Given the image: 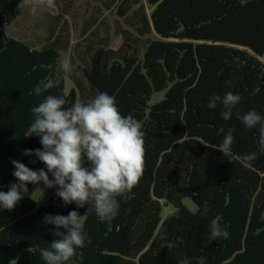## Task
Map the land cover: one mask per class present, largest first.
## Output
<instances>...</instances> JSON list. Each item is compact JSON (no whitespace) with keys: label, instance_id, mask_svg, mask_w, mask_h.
I'll use <instances>...</instances> for the list:
<instances>
[{"label":"trees","instance_id":"1","mask_svg":"<svg viewBox=\"0 0 264 264\" xmlns=\"http://www.w3.org/2000/svg\"><path fill=\"white\" fill-rule=\"evenodd\" d=\"M24 0H0V191L16 183L11 160L33 170L44 169L25 149L42 150L38 136L23 134L33 122L31 108L47 95L63 96L66 107L86 103L85 89L113 96L121 115H133L144 132V171L130 193L117 197L119 214L102 221L94 207L64 204L49 189V203L37 207L28 193L14 210H0V264H45L38 247L50 246L55 225L46 214L83 216L90 238L68 264H179L206 258L205 264H264V151L259 125L249 129L235 116L225 121L223 105L207 107L213 95L239 94L241 115L256 110L264 116V0H144L133 23L139 36L154 32L141 54L137 37L121 29L116 49L86 47L90 61L80 77H70L74 89L65 92L58 72L62 38L39 49L10 38L6 26ZM102 10L124 17L141 0H93ZM96 13V16H98ZM41 64L52 65L42 69ZM77 71L78 68H77ZM42 79L60 84L37 96ZM76 90L79 93L77 99ZM155 93H163L151 102ZM223 127L225 133H218ZM233 128L231 152L219 145ZM255 152L257 158L244 157ZM189 198L194 212L182 205ZM209 211L202 214L204 202ZM161 202L173 213L161 221ZM219 215L227 235L210 240V223ZM171 244L173 247L169 248Z\"/></svg>","mask_w":264,"mask_h":264},{"label":"clouds","instance_id":"2","mask_svg":"<svg viewBox=\"0 0 264 264\" xmlns=\"http://www.w3.org/2000/svg\"><path fill=\"white\" fill-rule=\"evenodd\" d=\"M40 67L51 69L52 65L41 64ZM60 67L65 72L71 71L70 59H64ZM59 84L58 79H42L34 92L39 96ZM240 101L239 94L228 92L222 98L218 95L210 97L207 107L215 109L220 103L226 109L221 112L225 121L232 118L235 109L236 118L245 127L252 129L259 125V143L264 151V116L254 109L241 115L236 107ZM66 104L63 96L47 95L38 106L31 108L33 122L23 135L38 136L42 150L25 149L23 155L37 157L47 171L33 170L20 161L11 160L15 169L12 175L17 182L10 184L8 191H0V210H14L28 193V184L39 186L43 182V188L36 187L33 191L39 192L41 199L45 189L56 188V196L64 204L75 203L80 208L91 204L102 221H110L119 214L117 197L130 193L143 175L145 141L142 124L131 114L121 115L115 98L107 93L98 94L88 103L76 102L70 107ZM233 132V128H228L219 145L224 155L231 152ZM218 133H225V129L221 127ZM256 158L255 152L244 157L247 161ZM208 211L205 201L202 214ZM260 219L264 220V213ZM220 220L217 215L210 223L211 241L227 235ZM43 223L55 225L51 234L59 237L50 246H37L45 264H68L76 250L85 247L86 241L90 242L83 229V216L75 210L67 216L46 214ZM205 260L200 256L197 264H205ZM179 264H191V261L184 259Z\"/></svg>","mask_w":264,"mask_h":264},{"label":"rangeland","instance_id":"3","mask_svg":"<svg viewBox=\"0 0 264 264\" xmlns=\"http://www.w3.org/2000/svg\"><path fill=\"white\" fill-rule=\"evenodd\" d=\"M98 3L93 0H24L16 9L15 19L6 26L8 37L25 43L33 49L41 48L45 43L54 38H62L63 49L58 59V72L64 78L65 92L74 89L71 73L80 77L81 70L85 64L89 63L90 52H86V47H97L105 45L116 50L121 42L122 34L120 30H126L133 37H137L135 48L141 54L148 41L157 38L154 32L139 36L135 31L134 24L136 16L134 10L141 6L148 14L150 11L144 0L135 5L124 17H118L114 10H102L98 15L95 6ZM98 7V6H97ZM96 13L98 16H96ZM70 59L71 71L65 72L60 64L64 59ZM77 68L79 71H77ZM77 99L79 93L76 90ZM163 93H155L151 102L162 98ZM96 96L85 89L84 99L86 103L91 102ZM44 170L47 171L46 166ZM49 178L52 179L51 174ZM43 182L41 188H43ZM49 189H45V195L41 199L39 192L32 193V199L37 207H44L49 203ZM182 205L191 212L196 210V206L189 198L182 199ZM173 208L161 202V221L173 213Z\"/></svg>","mask_w":264,"mask_h":264}]
</instances>
